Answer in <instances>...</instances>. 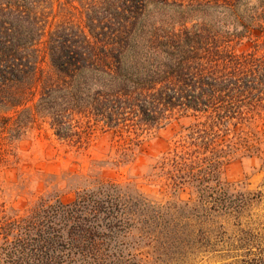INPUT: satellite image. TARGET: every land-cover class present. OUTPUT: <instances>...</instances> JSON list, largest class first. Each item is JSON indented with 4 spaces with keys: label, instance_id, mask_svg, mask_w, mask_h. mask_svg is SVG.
<instances>
[{
    "label": "trees",
    "instance_id": "16d2710c",
    "mask_svg": "<svg viewBox=\"0 0 264 264\" xmlns=\"http://www.w3.org/2000/svg\"><path fill=\"white\" fill-rule=\"evenodd\" d=\"M149 4L168 12L151 19ZM254 31L264 36V0H0L1 106L40 95L38 108L68 141L81 120L136 140L190 117L154 175L174 193L194 191L162 205L110 183L19 217L0 204V261L110 264L112 244L131 229L199 248L208 240L197 226L211 213L240 222L262 194L222 184L218 173L229 155L256 146L264 122V47L233 48ZM26 113L1 117L0 133L21 135ZM240 233L229 252L264 244L258 233Z\"/></svg>",
    "mask_w": 264,
    "mask_h": 264
},
{
    "label": "rangeland",
    "instance_id": "374dc122",
    "mask_svg": "<svg viewBox=\"0 0 264 264\" xmlns=\"http://www.w3.org/2000/svg\"><path fill=\"white\" fill-rule=\"evenodd\" d=\"M165 12L168 11L160 5L149 4L146 14L156 19ZM255 43L262 50L264 36L257 31L233 48L238 53L249 51ZM26 96L29 101L15 109L0 105V118H15L24 109L27 116L31 114L21 135L0 133V204L7 216L27 215L41 201L67 203L78 192L110 183L119 185L131 197L143 195L162 205L194 198L193 188L174 193L163 178L154 175L160 157L172 148L192 118L179 117L136 140L126 132L110 131L101 124L81 120L75 128V141H68L55 135L49 119L38 108L40 95ZM256 131V146L229 155L218 173L222 184L262 194L258 203L245 209L240 222L211 213V221L205 219L202 226H197L208 240L199 248L192 243L180 245L161 238L140 237L136 229H131L124 237L118 235L112 244L108 251L110 264H264V244H240L230 252L226 245L239 239L241 230L264 237V122L257 124Z\"/></svg>",
    "mask_w": 264,
    "mask_h": 264
}]
</instances>
